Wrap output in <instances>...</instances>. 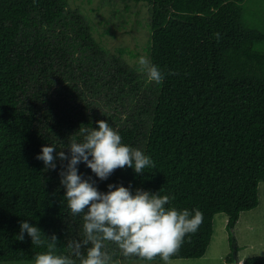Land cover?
Here are the masks:
<instances>
[{"label": "trees", "instance_id": "1", "mask_svg": "<svg viewBox=\"0 0 264 264\" xmlns=\"http://www.w3.org/2000/svg\"><path fill=\"white\" fill-rule=\"evenodd\" d=\"M129 1L152 5L149 60L165 73H176L156 84L139 78L137 66L123 58L124 49L111 56L115 79L120 74L123 83L136 82L130 86L133 91L146 84L148 127L143 131L133 123L118 131L125 144L137 148L142 142L139 149L153 159L155 168L136 174L126 166L107 180L90 168L80 174L95 180L102 192L108 184L130 186L133 193L137 188L153 193L162 189V195L175 196L172 205L178 209H200L202 225L185 237L172 258L203 257L220 213L226 214L231 231L240 214L260 201L264 49L256 45L264 42V29L247 19V0ZM77 9L71 0H0V262L33 261L44 250L33 246L27 233L23 241L18 239L24 220L39 227L46 239L55 234L62 253L71 251V240L84 236L82 214H70L65 188L52 182V169L36 158L43 146H56L51 129L65 121H47L53 107L44 110L40 105L47 101L42 86H50L56 64L70 65L60 59L66 48L52 41L48 28L70 14L91 52L105 49L92 30L83 33ZM30 87L33 95L27 92ZM81 252L86 254V249ZM227 262L264 264V256L240 263L230 255Z\"/></svg>", "mask_w": 264, "mask_h": 264}, {"label": "rangeland", "instance_id": "2", "mask_svg": "<svg viewBox=\"0 0 264 264\" xmlns=\"http://www.w3.org/2000/svg\"><path fill=\"white\" fill-rule=\"evenodd\" d=\"M71 4L82 15L79 20L85 25L83 33L92 30L105 49L97 50V54H93V50L86 46L85 39L78 35L77 22L70 14L66 21H58L48 28L52 41L66 48L60 59L70 64L69 67L56 64L57 73L52 77L50 86H42L47 101L40 102V105L44 110H48L49 106L53 107L47 121L65 118L62 125L55 124L50 132L56 145L54 156H58L61 150L70 155V140H82L87 130L98 127L99 120H108L117 130L123 125L137 123L144 131L150 119L148 111L144 110L146 84L141 81L142 88L133 91L131 87L136 82L123 83L120 74L115 79L112 76L114 68L111 56L122 48L123 58L136 66L141 56L150 58L148 41L151 35L149 23L152 5L129 0H71ZM246 17L255 24L259 22L257 25L264 29V0H247ZM256 47L264 49V42ZM137 74L141 80L147 77L145 73L137 71ZM32 90L30 87L28 94L33 95ZM35 103L39 104V101ZM43 119L46 123V119ZM141 145L142 142L138 143L137 148ZM56 164L57 168L50 170L48 174L52 182L61 184L59 173L62 167H66L67 161L61 162L57 158ZM77 167L79 173L89 169L83 162ZM259 197L258 206L244 211L240 222L235 223L229 231L231 245L228 243L221 250L220 243L218 248L212 243L207 255L198 258H171L170 264H227L226 259L230 255L243 260L254 255L264 256V181L259 183ZM220 216L226 214L220 213ZM220 218H216L215 242L221 235ZM109 246L111 251L108 253L112 255L114 264H149L136 258H125L115 244L106 243L107 249ZM213 252L217 255L212 256ZM223 252L226 253L224 256ZM0 264H33V261L13 260ZM150 264L164 262L154 260Z\"/></svg>", "mask_w": 264, "mask_h": 264}, {"label": "clouds", "instance_id": "3", "mask_svg": "<svg viewBox=\"0 0 264 264\" xmlns=\"http://www.w3.org/2000/svg\"><path fill=\"white\" fill-rule=\"evenodd\" d=\"M219 39V33L216 34ZM136 70L145 73L151 82L160 84L166 75L158 65L141 56ZM98 127L87 130L82 140H70V155L61 150L54 156V145L42 147L37 155L46 169L57 168V158L67 161L60 170V182L65 188L64 198L72 216L82 214L83 239H73L68 244L69 253L59 252L55 234L47 236L27 220L20 222L18 239L23 241L25 233L31 237L33 246L43 248L37 252L33 264H114L106 251V243L117 246L125 258L136 257L152 262L157 257L164 264L180 251L185 237L194 235L203 223L200 209H178L172 205L173 194H161L123 184H108V191L98 189L91 177L84 178L77 165L83 162L100 180H107L117 169L133 168L136 174L155 168L153 159L142 150L122 142V136L108 120H99ZM84 131V130H81ZM90 245V246H89ZM86 249V254L81 249Z\"/></svg>", "mask_w": 264, "mask_h": 264}, {"label": "crops", "instance_id": "4", "mask_svg": "<svg viewBox=\"0 0 264 264\" xmlns=\"http://www.w3.org/2000/svg\"><path fill=\"white\" fill-rule=\"evenodd\" d=\"M244 212V211H243ZM243 212L240 214V217H239V220L237 221V224L240 222V219H241V217H242V214H243ZM221 217V218H220ZM218 218H220L221 220H220V223H219V228L221 229V235H220V239L217 241V242H215V237L213 236V240H212V242H211V245H212V243L215 245V246H217V248L219 247V243H220V245H221V250L224 248V247H227V245H228V243H229V245H231L230 244V242H229V235H228V233H229V230H228V228H227V216H220V214L218 215ZM236 224V225H237ZM227 234V235H226ZM224 236H225V239H224ZM211 245H210V247H211ZM210 247H209V250L208 251H210ZM238 248H239V246H238ZM208 253V252H207ZM207 253H206V255H207ZM226 253L225 252H223V254H222V256H224ZM215 255H217V254H214V252L212 253V256H215ZM237 256H238V251H237ZM228 257V256H227ZM225 259H226V256H225ZM237 259L240 261V263L241 262H243L244 260L243 259H240L239 257H237ZM226 263L228 264V262H227V259H226Z\"/></svg>", "mask_w": 264, "mask_h": 264}]
</instances>
